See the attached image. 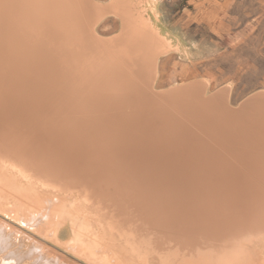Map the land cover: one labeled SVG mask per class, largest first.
<instances>
[{"label":"bare ground","instance_id":"obj_1","mask_svg":"<svg viewBox=\"0 0 264 264\" xmlns=\"http://www.w3.org/2000/svg\"><path fill=\"white\" fill-rule=\"evenodd\" d=\"M47 2L56 6L47 9ZM95 6L0 0V175L12 170L5 176L24 183L16 191L41 209L48 205L32 214L33 224L54 226L56 238L66 214L46 194L40 202L33 187L82 197L84 206L75 209L97 228L94 248L84 247L90 260L102 243L119 264H151L140 245L175 264H241L242 243L264 238V93L233 108L226 91L206 96L198 83L152 92L150 59L161 32L122 2L126 46L123 55L111 54L92 37ZM65 13L78 28L69 39L73 25L64 23L54 48L45 28L59 29L56 17ZM7 177L0 183L13 188ZM245 199L250 209L238 204ZM74 221L73 239L81 235ZM200 226L205 234L193 242L189 231ZM101 256L100 264L112 261Z\"/></svg>","mask_w":264,"mask_h":264},{"label":"rangeland","instance_id":"obj_2","mask_svg":"<svg viewBox=\"0 0 264 264\" xmlns=\"http://www.w3.org/2000/svg\"><path fill=\"white\" fill-rule=\"evenodd\" d=\"M91 1L96 5L94 18L90 24L92 37L100 47L111 54L123 55L126 46L124 39L120 37L124 30V19L117 9V5L122 4V2L128 5V8L130 7L129 15L140 17L155 32H161V35L157 37L158 41L155 39L156 41L153 42L155 46L158 45V48L153 52L152 59H150L149 86L152 92L165 94L179 90L186 85L198 83L204 86L206 96L226 91L228 103L233 108H239L247 100L264 93V0ZM59 2L60 5L64 3ZM47 4V9L56 6L48 2ZM68 15V13H65L56 17L59 29L54 26L45 28V38L51 40V45L54 48L56 47V41L59 40L60 29L66 22L73 25L67 37L74 39V33L78 27L74 25L72 16L69 15L70 18H67ZM16 19L20 22L18 16ZM14 26L18 27L17 23ZM152 49L150 48V51ZM22 88L27 90L26 86ZM3 109L4 107H0V122L5 119V110ZM0 127L3 128L1 124ZM7 128L11 127L8 126ZM4 161L5 165L10 162L9 160ZM1 170H3V175H0V179L6 178L5 175L12 171L5 168ZM8 179L10 180V178ZM11 180L16 183L15 188L0 183V264H38L36 259L41 257L44 261H40L39 264H100V260L103 259H101V254L104 252L110 255L112 259L109 262L110 264H119L117 261L114 262L111 256L112 253H109V250L101 243L103 241L100 238V240L98 239L99 236L96 239L104 247L100 248L99 246L97 247L99 251H93L98 256V261L97 259L90 260L83 254L85 248L87 247L89 250L93 244L89 240L94 241L95 234L91 233V229L97 231V228L93 221H88L75 209V207L82 208L85 203L77 193L68 190L61 193L56 188L41 192L38 184L33 187H36L33 195L35 197L40 194V202L44 201L41 195L46 194L56 201L55 209L61 212L64 211L66 214L65 224L62 225V228L60 227L61 231L58 233V238H56L53 234L54 226L39 222L37 228L43 230L40 233L34 227L36 224H33L34 216L32 214H35L38 209L37 213L44 214L48 205L44 204V208L41 209V207H38L41 206L40 204L28 202L27 197L15 190L18 187L23 188L24 183L15 179ZM30 191L27 192L32 194ZM246 200L238 203L240 207L243 204L249 207L250 202ZM28 204H30L29 207H27ZM74 216L77 219L73 218ZM30 218H32V221L26 222ZM74 219L77 221H74ZM73 221L75 222L74 226L78 225L77 229H80L78 232L81 234L75 239H73L75 237L73 235ZM82 222H85L86 225L88 222V225L91 224V226H86ZM213 224L217 226L215 223ZM213 224L209 226H213ZM191 231L194 234L192 237L193 242H196L197 238L199 239L205 234L201 226L198 229L190 230L189 233ZM200 233L201 236H199ZM81 237L82 239H80ZM237 238L240 240L239 236ZM262 239L264 240V238ZM185 240L188 241V239ZM263 240L258 239V241H255V247L249 246L247 241L241 242L243 247L246 248H244V251L242 250L243 253L240 250V252L237 249V251L235 250L240 256L238 262L241 261V264H264ZM136 241L137 244H141L140 239ZM256 243L259 244V247ZM168 244L169 241L164 242L166 252L169 247H172ZM160 245L163 246V244ZM140 246L142 248L140 251L147 252V255L151 257V264H175L173 257L162 258L155 253L150 256L148 254L150 253L148 252L149 249ZM196 246L194 245V247ZM92 247L94 248V246ZM175 249L173 252H181V258H185L186 254L183 248ZM134 250L139 254L138 247L132 248V255L137 256ZM192 253L196 256L200 254V252H194V249ZM109 263L106 260V264Z\"/></svg>","mask_w":264,"mask_h":264}]
</instances>
